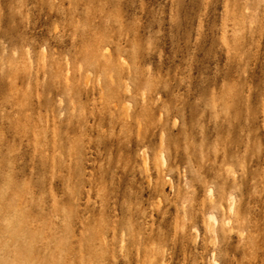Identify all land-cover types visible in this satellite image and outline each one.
I'll list each match as a JSON object with an SVG mask.
<instances>
[{"label":"rangeland","instance_id":"obj_1","mask_svg":"<svg viewBox=\"0 0 264 264\" xmlns=\"http://www.w3.org/2000/svg\"><path fill=\"white\" fill-rule=\"evenodd\" d=\"M213 259L264 264V0H0V264Z\"/></svg>","mask_w":264,"mask_h":264},{"label":"bare ground","instance_id":"obj_2","mask_svg":"<svg viewBox=\"0 0 264 264\" xmlns=\"http://www.w3.org/2000/svg\"><path fill=\"white\" fill-rule=\"evenodd\" d=\"M210 194H211V192H210ZM208 222H209V226L212 228L213 226H214V228H215V226H216V224H217V222H218V218H217V216L214 214V213H210L209 214V216H208ZM213 232H214V230H213ZM216 235V234H215ZM214 260V262L217 264V262H216V260L215 259H213Z\"/></svg>","mask_w":264,"mask_h":264}]
</instances>
